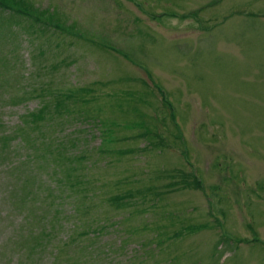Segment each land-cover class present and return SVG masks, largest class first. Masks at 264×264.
<instances>
[{"label": "rangeland", "instance_id": "rangeland-1", "mask_svg": "<svg viewBox=\"0 0 264 264\" xmlns=\"http://www.w3.org/2000/svg\"><path fill=\"white\" fill-rule=\"evenodd\" d=\"M27 1L56 24L0 11V264H264V0Z\"/></svg>", "mask_w": 264, "mask_h": 264}, {"label": "trees", "instance_id": "trees-1", "mask_svg": "<svg viewBox=\"0 0 264 264\" xmlns=\"http://www.w3.org/2000/svg\"><path fill=\"white\" fill-rule=\"evenodd\" d=\"M29 4L30 3L27 0H0V11H7V12H11L12 14H17L19 16L28 17L34 22V24L36 26L41 27V31L43 29H45L43 26L50 27V26H54L56 24L55 19L52 17L40 18L39 15H41V13L37 10V8L34 7L33 4H32V6H33L34 10H31L29 7ZM24 5H27L29 7L30 11H24L23 10ZM0 26H2V25L0 24ZM58 27L59 26L56 25V28H58ZM74 99H72V100H74ZM76 101H78V100H76ZM62 105H63V102L57 101V104H56L57 109L61 108ZM68 112H69V110H68ZM77 157H79V160L81 158L85 159L84 154H82V155L78 154ZM67 174H68L67 176L70 179V181H68V184L71 186L73 183L74 177L72 176V174L70 172H67ZM121 201H122V198H120V197L117 198V200H116V202H121Z\"/></svg>", "mask_w": 264, "mask_h": 264}]
</instances>
